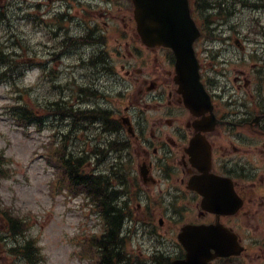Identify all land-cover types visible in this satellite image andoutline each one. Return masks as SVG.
<instances>
[{
    "label": "flooded vegetation",
    "instance_id": "af4514ba",
    "mask_svg": "<svg viewBox=\"0 0 264 264\" xmlns=\"http://www.w3.org/2000/svg\"><path fill=\"white\" fill-rule=\"evenodd\" d=\"M66 4L72 7L71 0ZM110 4L125 16L134 10L133 0ZM74 15L68 10L70 20ZM101 16L79 23V30H88L80 43L92 58L99 54L89 50L94 44L103 40L106 50L117 36L115 24L95 23ZM126 20L124 29L134 31L133 19ZM196 23L200 36L193 48L202 84L176 72L178 58L169 49H149L161 54L156 53V67L145 62L143 114H155L151 120L137 118L128 107L130 123L111 107L116 121L100 132V140L111 138L110 147L96 151L97 199L114 217L141 216L149 236L157 222L167 226L162 242L172 240L170 261L183 255L171 224L183 216L195 224L221 222L237 233L244 246L239 263L224 264H264V26L243 38L209 18ZM107 58L114 61V52ZM120 137L125 148L117 145ZM204 204L214 209L204 211Z\"/></svg>",
    "mask_w": 264,
    "mask_h": 264
},
{
    "label": "rangeland",
    "instance_id": "374dc122",
    "mask_svg": "<svg viewBox=\"0 0 264 264\" xmlns=\"http://www.w3.org/2000/svg\"><path fill=\"white\" fill-rule=\"evenodd\" d=\"M82 1L76 0L81 6L77 4L74 7L75 20L70 22V28L67 20L60 19L63 12H66L63 1L56 4L49 3L48 0H0V13L5 16L4 21L0 20V155L6 157L5 168L11 172L10 177L2 178L0 182V236L6 234V226H2L6 222H12L18 216L20 219H26L25 224L29 227L27 235L18 239L33 241V244L41 249L44 264H93L95 257L92 258V255L97 254V249L91 248L87 242L96 238V233L100 232L94 209L84 197L69 200L66 195L55 198L51 196V185L55 182V166L47 162L48 153L52 150L49 148L50 142L57 140L59 149L60 141L66 140L70 152L77 154L79 158L86 155L83 152H90V158L85 161L90 171L94 168L95 148L102 144L97 137L98 128L89 122L78 134L67 140L66 136L75 122L71 118L61 117L64 114V103L67 102L70 108L87 110L94 105L91 102H95L96 108L112 107L124 114L127 107H133L134 114H138L137 118H142L143 115L144 119L150 120L155 114L150 111L143 114L144 102L139 82L145 78L142 73L145 62H149L152 68L157 66L158 52L148 53L135 38L129 39L132 44L126 46L127 38H123V33L118 30L124 23L123 14H118V19L111 22L108 19L95 22L116 24L118 30L117 41H113L105 54L115 52L117 55L112 65L117 80L113 82L107 78L100 79L103 97L89 98L82 94V104H79L77 89L80 87L83 93L84 88L74 86L73 92L69 81L76 80L79 85L82 82L88 84L92 78L82 68H76V60L65 61L62 56L56 57L58 60H52L53 62L48 60L55 57L50 55L56 48L64 46L61 36L50 40L49 33L59 32L62 26V32L59 33L63 35H67V31L72 36L86 32V29L79 30V27L83 26L79 23L85 20L84 15L90 14L92 9L85 7ZM251 1L255 3L257 0ZM205 2L207 6H211L216 1ZM220 2L223 3V0ZM38 5L41 7L38 8ZM101 6L105 7L106 4L102 3ZM228 7L231 9L229 19L217 18L215 22H236L245 29L253 24L251 10L243 8L242 5L236 6L229 0ZM211 12L208 11L205 17ZM198 16L197 20L203 22L201 14ZM260 19L264 23V12L260 13ZM126 32L133 35L131 31ZM134 33L136 35V32ZM2 55H6V58L3 59ZM40 62L46 66L48 75L43 73L41 66H36L40 65ZM128 65L134 69L131 77L127 74V71L132 70ZM124 66L127 67L124 69ZM160 72L161 70L157 72L158 76ZM110 91L112 92L109 93ZM17 107L27 108L38 115L46 111L53 112L57 118H46V129L42 131H38L35 126L20 127L13 118V110ZM57 171L62 173L59 169ZM132 227L135 233L127 243L128 251L133 254L130 262L153 264V257L157 254H160L157 256H161L162 261L161 253L157 252L162 249L159 240L155 237L149 238L141 222L132 224ZM129 229L128 224L127 230ZM11 244L12 242L7 243L0 238V264L28 263L27 259L22 262L17 260L20 259L18 256L11 257ZM85 244L90 247L88 253L85 252ZM164 246L163 250L167 251L168 245Z\"/></svg>",
    "mask_w": 264,
    "mask_h": 264
},
{
    "label": "water",
    "instance_id": "95a60500",
    "mask_svg": "<svg viewBox=\"0 0 264 264\" xmlns=\"http://www.w3.org/2000/svg\"><path fill=\"white\" fill-rule=\"evenodd\" d=\"M152 3H154L152 5ZM147 9L145 1H136V20L139 26V33L148 45H165L175 48L174 37H169V32L177 31L181 24H188V29L194 32L190 12L186 0H155ZM161 3V4H159ZM190 55L191 52H190ZM187 69L194 71L192 63H186ZM196 79V77L194 76ZM213 227H189L181 236L185 247L188 250L187 260L175 262V264H208L215 256L211 254V249H215L217 255H229L237 253L236 247L231 246L226 249L225 234L220 232L212 234L217 230Z\"/></svg>",
    "mask_w": 264,
    "mask_h": 264
},
{
    "label": "trees",
    "instance_id": "16d2710c",
    "mask_svg": "<svg viewBox=\"0 0 264 264\" xmlns=\"http://www.w3.org/2000/svg\"><path fill=\"white\" fill-rule=\"evenodd\" d=\"M13 111H14L13 114L15 116H17L18 118H21L23 116L24 118H22V119L32 123V121L34 119V114H33L32 110H29L27 108H17V109L15 108ZM4 160H6V159H4L3 155H0V179H1V177L2 178L7 177L10 174V171H8L7 169L4 168ZM75 175L77 177V179L75 181L77 184H78V182L79 183L84 182L83 185H89V184L92 185V181L82 180L81 178L78 177L77 174H75ZM114 224H116V222Z\"/></svg>",
    "mask_w": 264,
    "mask_h": 264
},
{
    "label": "bare ground",
    "instance_id": "6f19581e",
    "mask_svg": "<svg viewBox=\"0 0 264 264\" xmlns=\"http://www.w3.org/2000/svg\"><path fill=\"white\" fill-rule=\"evenodd\" d=\"M95 62L98 67V68L95 67V70H98L100 68V65H101V68L103 67L104 61H103V57L100 54H96Z\"/></svg>",
    "mask_w": 264,
    "mask_h": 264
}]
</instances>
